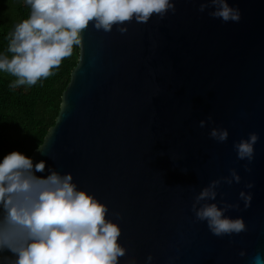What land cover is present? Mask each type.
<instances>
[{
    "label": "water",
    "instance_id": "1",
    "mask_svg": "<svg viewBox=\"0 0 264 264\" xmlns=\"http://www.w3.org/2000/svg\"><path fill=\"white\" fill-rule=\"evenodd\" d=\"M200 3L176 0L175 13L126 22V33L84 29L55 124L31 156L108 205L127 248L121 264L149 254L153 264H264V0H230L242 15L227 23ZM209 115L215 124L201 128ZM213 126L228 139L212 138ZM253 131L248 171L233 143ZM231 168L242 179L222 182L217 200L236 202L241 189L253 198L226 213L247 230L221 237L191 205Z\"/></svg>",
    "mask_w": 264,
    "mask_h": 264
},
{
    "label": "clouds",
    "instance_id": "2",
    "mask_svg": "<svg viewBox=\"0 0 264 264\" xmlns=\"http://www.w3.org/2000/svg\"><path fill=\"white\" fill-rule=\"evenodd\" d=\"M30 8L28 18L10 33L7 53H0V73L15 76L10 87L32 86L54 75L63 60L72 55L89 25L110 32L128 31V24L147 23L153 16L164 19L176 12V0H23ZM201 13L227 23L238 22L241 11L230 0H201ZM215 124L211 115L199 126ZM209 135L218 142L228 139L226 127L213 126ZM259 133L234 141L233 147L244 167L251 171ZM40 147H38V151ZM45 160L17 149L0 159V264H121L127 248L120 242L122 229L109 215L108 205L93 192L79 187L71 172L46 167ZM186 171V170H185ZM236 168L211 180L192 202L195 219L206 222L216 236H232L247 230L243 216L230 209L251 205L253 193L241 189L236 202L217 200L222 182L239 183ZM252 189L254 183L245 185ZM114 215V214H113ZM118 215V214H117ZM240 255H246L245 250ZM144 264H153L149 254Z\"/></svg>",
    "mask_w": 264,
    "mask_h": 264
},
{
    "label": "trees",
    "instance_id": "3",
    "mask_svg": "<svg viewBox=\"0 0 264 264\" xmlns=\"http://www.w3.org/2000/svg\"><path fill=\"white\" fill-rule=\"evenodd\" d=\"M29 14L30 8L23 0H0V53L12 55L7 53L10 33ZM79 56L80 45L54 69V75L32 86L13 89L10 84L17 78L0 73V159L14 149L32 156L43 143L55 124Z\"/></svg>",
    "mask_w": 264,
    "mask_h": 264
}]
</instances>
